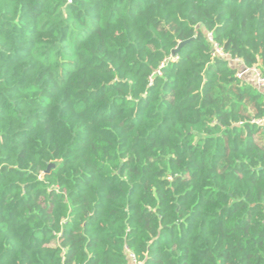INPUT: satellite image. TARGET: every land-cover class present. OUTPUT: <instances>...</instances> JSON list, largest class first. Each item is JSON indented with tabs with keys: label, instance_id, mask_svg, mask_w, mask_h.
<instances>
[{
	"label": "trees",
	"instance_id": "trees-1",
	"mask_svg": "<svg viewBox=\"0 0 264 264\" xmlns=\"http://www.w3.org/2000/svg\"><path fill=\"white\" fill-rule=\"evenodd\" d=\"M254 67L264 0H0V264H264Z\"/></svg>",
	"mask_w": 264,
	"mask_h": 264
},
{
	"label": "built area",
	"instance_id": "built-area-1",
	"mask_svg": "<svg viewBox=\"0 0 264 264\" xmlns=\"http://www.w3.org/2000/svg\"><path fill=\"white\" fill-rule=\"evenodd\" d=\"M69 2H71V1H69ZM214 55L216 57H221V58L230 57L229 55L225 54L223 52V50L217 45H215ZM231 61L236 65L242 64V62L238 59H231ZM249 73H253L255 75V86L257 87V89L260 92H262L264 94V72H262L259 68H256V67L251 68V69H243V70H239L238 77L240 79H244L246 77V75ZM252 123L256 124V125H258L264 129V119L254 120ZM127 254H128V258H129V264H142L141 262L138 261L136 256L128 249H127Z\"/></svg>",
	"mask_w": 264,
	"mask_h": 264
},
{
	"label": "crops",
	"instance_id": "crops-1",
	"mask_svg": "<svg viewBox=\"0 0 264 264\" xmlns=\"http://www.w3.org/2000/svg\"><path fill=\"white\" fill-rule=\"evenodd\" d=\"M245 78L247 79V81H254L255 75L253 73H249V74H247V76Z\"/></svg>",
	"mask_w": 264,
	"mask_h": 264
},
{
	"label": "rangeland",
	"instance_id": "rangeland-1",
	"mask_svg": "<svg viewBox=\"0 0 264 264\" xmlns=\"http://www.w3.org/2000/svg\"><path fill=\"white\" fill-rule=\"evenodd\" d=\"M250 80V79H249ZM250 84H252L253 86L255 85V80L254 81H249Z\"/></svg>",
	"mask_w": 264,
	"mask_h": 264
},
{
	"label": "water",
	"instance_id": "water-1",
	"mask_svg": "<svg viewBox=\"0 0 264 264\" xmlns=\"http://www.w3.org/2000/svg\"><path fill=\"white\" fill-rule=\"evenodd\" d=\"M51 167H53V165H50L49 169H50Z\"/></svg>",
	"mask_w": 264,
	"mask_h": 264
}]
</instances>
